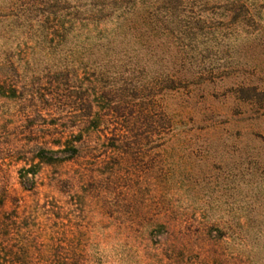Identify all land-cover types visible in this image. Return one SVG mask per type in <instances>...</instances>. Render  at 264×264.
<instances>
[{
  "label": "trees",
  "instance_id": "1",
  "mask_svg": "<svg viewBox=\"0 0 264 264\" xmlns=\"http://www.w3.org/2000/svg\"><path fill=\"white\" fill-rule=\"evenodd\" d=\"M261 36L264 0H0V98L71 124V132L55 125L57 150L38 149L37 166L64 167L84 159L89 166L64 180L68 188L82 180L113 189L145 141L161 152L187 139L184 112L168 107V97L239 73L243 65L231 52ZM33 63L46 68L26 83L20 68ZM247 90L237 93L244 98ZM33 170L20 177L28 192L38 185ZM159 206L147 231L154 237L181 231L179 217ZM24 222L12 214L0 223V264H37L24 244L12 243L24 240ZM205 230L214 241L228 234L234 239L225 225L209 224L201 234ZM239 257L234 261L249 264ZM223 260L207 255L205 263ZM64 262L104 264L86 255Z\"/></svg>",
  "mask_w": 264,
  "mask_h": 264
},
{
  "label": "rangeland",
  "instance_id": "2",
  "mask_svg": "<svg viewBox=\"0 0 264 264\" xmlns=\"http://www.w3.org/2000/svg\"><path fill=\"white\" fill-rule=\"evenodd\" d=\"M260 39L243 41L231 52L243 65L239 73L168 97V107L184 112L187 139L161 152L145 141L113 189L82 180L68 188L64 180L89 166L84 159L64 167L37 166L38 149L57 150L55 125L71 132V124L0 98V223L12 214L26 220L20 230L24 240L12 243L24 244L37 264H62L78 255L104 264H207V255H218L224 260L217 264H240L234 261L239 255L249 264H264V97L251 91L264 93V36ZM45 68L33 63L20 69L29 83ZM240 87L249 90L245 99L237 93ZM31 167L34 192L20 182ZM160 202L179 217L181 231L156 237L147 231ZM209 224L230 227L234 239L228 234L214 241L207 230L201 234Z\"/></svg>",
  "mask_w": 264,
  "mask_h": 264
}]
</instances>
